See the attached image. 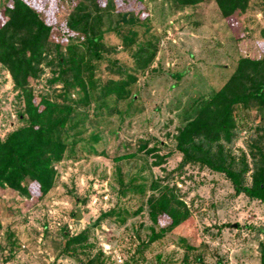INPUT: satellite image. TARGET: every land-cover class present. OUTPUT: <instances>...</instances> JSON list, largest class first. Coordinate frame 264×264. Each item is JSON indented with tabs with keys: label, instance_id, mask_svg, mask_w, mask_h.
<instances>
[{
	"label": "rangeland",
	"instance_id": "obj_1",
	"mask_svg": "<svg viewBox=\"0 0 264 264\" xmlns=\"http://www.w3.org/2000/svg\"><path fill=\"white\" fill-rule=\"evenodd\" d=\"M8 1L0 2V26ZM27 1L50 22L63 10L60 0ZM132 1L109 10L127 12ZM107 2L97 4L104 9ZM142 3L148 25L109 30L104 38L107 56L139 78L133 96L112 101L111 113L88 110L86 136L99 134L97 153L81 147L59 164L55 187L41 202L1 191L0 264H100L107 246L101 264H262L264 202L237 194L222 174L182 166L176 136L193 109L223 88L242 57H264V1L252 0L243 15L227 20L214 0L195 6L175 0ZM116 13L105 29L117 24ZM146 53L148 59L156 54L149 65L142 62ZM0 77L4 138L23 125L18 114L23 102L10 76ZM51 78L47 69L35 81L36 95L61 94ZM261 118L259 108L236 109L239 134L231 145L236 156L250 152ZM153 185L170 186L188 206V221L172 230L167 214L153 222ZM81 234L85 240L76 250L66 246L69 236Z\"/></svg>",
	"mask_w": 264,
	"mask_h": 264
},
{
	"label": "trees",
	"instance_id": "obj_2",
	"mask_svg": "<svg viewBox=\"0 0 264 264\" xmlns=\"http://www.w3.org/2000/svg\"><path fill=\"white\" fill-rule=\"evenodd\" d=\"M175 1L181 6H195L208 0ZM214 1L227 20L243 15L252 0ZM127 2L108 0L106 8L101 9L97 4L101 0H75L72 4L60 0L63 10L55 13V22H50L43 10L27 0H9L3 7L0 76H10L14 90L22 98L18 114L23 125L4 138L0 133V194L3 189L13 190L19 198L41 202L55 187L59 164L72 158L81 147L87 146L89 152L97 153L99 134L91 132L86 136L88 110L96 115L111 113V102L131 98L133 85L139 80L118 60L107 56L106 31L118 33L151 21L150 16H141L147 12L143 0H133L127 12L109 10L118 5L122 8ZM115 13L119 18L117 24L105 29L106 20ZM155 56L148 59L146 53L142 62L149 65ZM103 63H108L106 69L102 68ZM47 69L52 75L49 83L61 86L58 96L35 93L34 83ZM255 107L262 111L259 136L249 145L250 152L243 151L238 157L231 148L239 134L235 111ZM193 113L176 136L177 149L183 155L182 166L199 165L222 174L237 194L245 193L264 202V57H242L223 88L193 109ZM248 176L252 178L250 185ZM152 191L149 204L153 222L167 214L172 230L188 221V206L170 186L153 185ZM84 234L69 236L66 246L76 250L83 244ZM261 253L264 264V243ZM102 258L103 251L98 258L100 264Z\"/></svg>",
	"mask_w": 264,
	"mask_h": 264
},
{
	"label": "built area",
	"instance_id": "obj_3",
	"mask_svg": "<svg viewBox=\"0 0 264 264\" xmlns=\"http://www.w3.org/2000/svg\"><path fill=\"white\" fill-rule=\"evenodd\" d=\"M107 251L106 252H104V253H108V251L110 250V246H107V249H106Z\"/></svg>",
	"mask_w": 264,
	"mask_h": 264
},
{
	"label": "water",
	"instance_id": "obj_4",
	"mask_svg": "<svg viewBox=\"0 0 264 264\" xmlns=\"http://www.w3.org/2000/svg\"><path fill=\"white\" fill-rule=\"evenodd\" d=\"M81 216V214H78V217H80Z\"/></svg>",
	"mask_w": 264,
	"mask_h": 264
}]
</instances>
